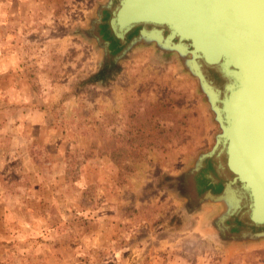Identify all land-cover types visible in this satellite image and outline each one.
<instances>
[{"label":"rangeland","instance_id":"374dc122","mask_svg":"<svg viewBox=\"0 0 264 264\" xmlns=\"http://www.w3.org/2000/svg\"><path fill=\"white\" fill-rule=\"evenodd\" d=\"M106 5L118 2L0 0V264H264L240 248L208 262L164 235L139 242L181 210L173 179L214 130L152 46L84 84L102 53L83 34H112Z\"/></svg>","mask_w":264,"mask_h":264},{"label":"water","instance_id":"95a60500","mask_svg":"<svg viewBox=\"0 0 264 264\" xmlns=\"http://www.w3.org/2000/svg\"><path fill=\"white\" fill-rule=\"evenodd\" d=\"M116 1L104 7L113 9L112 34H83L102 53L100 69L84 84L107 79L93 78L135 46H152L177 68L179 80L194 86L209 135L214 130L209 147L173 179L170 191L183 202L181 210L160 217L139 242L150 248L164 235L161 243L208 262L240 249L264 259V0H136L130 19L124 16L130 0ZM135 24L136 38L122 47Z\"/></svg>","mask_w":264,"mask_h":264},{"label":"trees","instance_id":"16d2710c","mask_svg":"<svg viewBox=\"0 0 264 264\" xmlns=\"http://www.w3.org/2000/svg\"><path fill=\"white\" fill-rule=\"evenodd\" d=\"M109 73L110 72H109L108 66H106L100 70V75L94 77L93 79L95 81H98L99 79H102V78H109Z\"/></svg>","mask_w":264,"mask_h":264},{"label":"flooded vegetation","instance_id":"af4514ba","mask_svg":"<svg viewBox=\"0 0 264 264\" xmlns=\"http://www.w3.org/2000/svg\"><path fill=\"white\" fill-rule=\"evenodd\" d=\"M130 32H131V31H130ZM108 35H111V34L109 33ZM108 35H107V34H103L102 36H103V37H105V36L109 37ZM129 36H130V33H128L126 37H129ZM111 37H112V36H111ZM112 38H113V37H112Z\"/></svg>","mask_w":264,"mask_h":264},{"label":"bare ground","instance_id":"6f19581e","mask_svg":"<svg viewBox=\"0 0 264 264\" xmlns=\"http://www.w3.org/2000/svg\"><path fill=\"white\" fill-rule=\"evenodd\" d=\"M123 25V24H122ZM128 25L130 26V27H132V23H130V22H128ZM130 31H132V30H130ZM105 33V32H104ZM127 36V35H126Z\"/></svg>","mask_w":264,"mask_h":264}]
</instances>
